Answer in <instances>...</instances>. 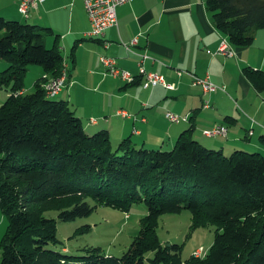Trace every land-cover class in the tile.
<instances>
[{"label":"trees","instance_id":"1","mask_svg":"<svg viewBox=\"0 0 264 264\" xmlns=\"http://www.w3.org/2000/svg\"><path fill=\"white\" fill-rule=\"evenodd\" d=\"M204 4L234 47L249 46L264 28V0ZM50 33L0 16V59L8 63L0 87L11 91L0 105V209L7 219L0 264H264V153L207 147L192 136L193 126L169 149L136 145L130 136L113 146L107 130L88 133L67 100L45 94L43 76L19 93L30 64L60 74L64 56L57 45L46 46ZM243 74L264 90V70L247 66ZM98 205L123 212L143 206L137 233L117 256L99 246L70 255L56 220L86 216ZM182 209L192 226H214L201 256L183 259V243L158 238L157 218ZM49 210L57 217L44 214Z\"/></svg>","mask_w":264,"mask_h":264},{"label":"crops","instance_id":"2","mask_svg":"<svg viewBox=\"0 0 264 264\" xmlns=\"http://www.w3.org/2000/svg\"><path fill=\"white\" fill-rule=\"evenodd\" d=\"M18 1L0 0V16L50 27L45 42L57 45L63 54L68 53L67 44L75 45L72 66L64 58L67 78L57 95L68 101L88 133L105 129L115 144L130 136L136 145L169 149L193 126L192 136L207 147L230 151L243 146L264 153V90H256L243 74L247 66L264 70V28L256 31L249 46H233L231 55H222L216 49L223 34L204 0H131L116 8V25L98 41L87 43L82 39L90 24L81 0H43L29 9L27 17L18 11ZM134 38L128 51L122 43ZM103 54L135 78L127 82L106 74L100 62ZM139 54L148 56L144 68L163 75L173 89L142 86ZM181 69L208 75L224 90L203 94L189 76L177 74ZM34 70L38 78L28 85L24 81L21 93L32 91L47 75L43 69ZM206 97L210 106L203 109ZM166 111L187 114L189 120L170 122ZM217 123L227 127L226 135L202 133Z\"/></svg>","mask_w":264,"mask_h":264},{"label":"rangeland","instance_id":"3","mask_svg":"<svg viewBox=\"0 0 264 264\" xmlns=\"http://www.w3.org/2000/svg\"><path fill=\"white\" fill-rule=\"evenodd\" d=\"M23 19L24 21H31L27 18ZM91 40L89 36H85L82 39V41L87 43L91 42ZM50 45V43L46 44L48 47ZM67 46L68 53L63 54V51L61 52L72 66V46L71 44H67ZM79 51L78 49L77 52ZM7 65L8 63L5 60L0 59V71L4 70ZM34 69H42V67L36 64H30L28 66L24 78L27 85L33 83L38 78V73ZM9 89V85L0 87V105L3 104L10 95L11 91ZM25 90L27 91L26 88ZM218 91L222 90L218 89ZM28 92L31 91L29 90ZM51 97L59 98V95ZM91 121H93V119H91ZM193 137H197V135H193ZM111 142L113 146L117 144H115L113 138ZM57 212L58 211L55 210H49L44 212V214L55 218L57 217ZM144 213L145 209L143 206H136L129 212H123L109 206L98 205L86 216L77 217L69 221H60L57 219L56 236L64 243L70 255L82 254L86 246H99L106 254L117 256L125 250L131 237L137 233L139 220ZM6 225L7 219L0 209V240L6 230ZM156 232L158 238L162 242L183 243L181 257L184 259L194 254L196 250H201V252H206L208 250L213 241L214 226L209 224L192 226L191 213L187 209H182L179 212L160 215L157 218Z\"/></svg>","mask_w":264,"mask_h":264},{"label":"built area","instance_id":"4","mask_svg":"<svg viewBox=\"0 0 264 264\" xmlns=\"http://www.w3.org/2000/svg\"><path fill=\"white\" fill-rule=\"evenodd\" d=\"M43 0H19L18 1V11L27 17V13L30 8L36 6L37 4L41 3ZM84 11L88 17L90 28L87 31L86 35L89 37L94 38H101L105 34V30L108 27L114 26L117 23L116 19V8L120 5L126 4L131 0H81ZM136 43V38L131 40L129 43H122L123 46L128 50L131 51V46ZM232 45L229 43L226 36H222L220 38L218 47L216 49V53L222 55H231L233 53ZM148 57L144 54H139V59L137 62L138 66V75L142 78V86L147 87H154L157 85H162L165 88L173 89V84L169 83L165 80L164 76L151 71L146 70L143 66L144 58ZM100 62L104 68L106 74H110L114 77L121 78L126 80L127 82H131L135 77L134 75L123 68H120L116 60L107 55L100 56ZM178 75L185 74L191 78L192 85H198L201 87L203 94H210L218 89L224 90L223 86H218L213 83L209 76L206 75L204 77H199L195 73L188 71V70H178ZM45 81L42 83V87L45 91L47 96H54L57 95L60 90L62 89L65 79L67 78V70L66 64L63 63L61 67V72L56 77H47L44 76ZM20 93V92H19ZM210 106V101L208 98H205L202 103L203 108H208ZM127 114H124V116ZM166 119L173 123H179L180 121H188V115H180L170 111H166L164 113ZM206 136H213V135H226L227 127L222 124H214L210 129H204L202 132ZM204 252L201 250H196L194 252L195 256H201Z\"/></svg>","mask_w":264,"mask_h":264}]
</instances>
